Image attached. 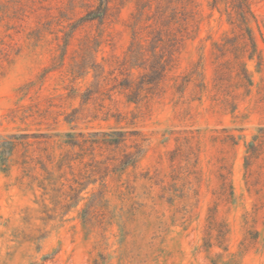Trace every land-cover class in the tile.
I'll return each instance as SVG.
<instances>
[{
	"label": "rangeland",
	"instance_id": "obj_1",
	"mask_svg": "<svg viewBox=\"0 0 264 264\" xmlns=\"http://www.w3.org/2000/svg\"><path fill=\"white\" fill-rule=\"evenodd\" d=\"M211 2L0 0V264H264V0Z\"/></svg>",
	"mask_w": 264,
	"mask_h": 264
},
{
	"label": "trees",
	"instance_id": "obj_2",
	"mask_svg": "<svg viewBox=\"0 0 264 264\" xmlns=\"http://www.w3.org/2000/svg\"><path fill=\"white\" fill-rule=\"evenodd\" d=\"M221 1H224L225 3L229 2V6L233 12L231 11L227 12L228 21L230 23L234 21L232 17L233 16L232 14L234 13L235 18L238 21L239 28L243 31V34H246L249 36V38L251 39L250 45L253 48V50H255L256 44L252 36V30L249 26V23L251 19L254 18V15L250 7L249 0H212L211 7L218 9V5ZM67 41H69V38L67 39ZM67 44L68 42L66 43V45ZM249 57L251 58V55ZM165 73H166L165 68H161V71L159 72V76L157 77V81L158 80L160 81L161 79H163V77L165 76ZM123 86L128 88L131 86V84H123ZM142 91H143V86L139 85L137 87V92L135 91L137 93V97L138 95L142 94ZM128 100L134 101V102L138 101L136 100V98H128ZM67 121H70V120H67ZM103 135H104L103 140L105 142H107L108 144H114L116 146L125 140L124 134H122V132H119V131H112L110 133H105ZM68 143L71 145L79 144L78 140L75 138H71V140H68ZM14 147H15V141L12 139L4 140L0 143V164L1 165H6L8 156L12 152ZM126 162H128V160H126L125 163Z\"/></svg>",
	"mask_w": 264,
	"mask_h": 264
}]
</instances>
